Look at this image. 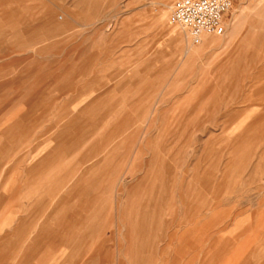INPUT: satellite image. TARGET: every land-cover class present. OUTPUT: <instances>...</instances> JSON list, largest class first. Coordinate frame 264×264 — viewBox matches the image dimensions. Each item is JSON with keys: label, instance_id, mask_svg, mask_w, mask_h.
Returning <instances> with one entry per match:
<instances>
[{"label": "rangeland", "instance_id": "374dc122", "mask_svg": "<svg viewBox=\"0 0 264 264\" xmlns=\"http://www.w3.org/2000/svg\"><path fill=\"white\" fill-rule=\"evenodd\" d=\"M173 3L0 0V264H264V0Z\"/></svg>", "mask_w": 264, "mask_h": 264}, {"label": "built area", "instance_id": "2783aa9c", "mask_svg": "<svg viewBox=\"0 0 264 264\" xmlns=\"http://www.w3.org/2000/svg\"><path fill=\"white\" fill-rule=\"evenodd\" d=\"M238 0H174L170 22L189 31L199 43L203 33L222 35L225 17Z\"/></svg>", "mask_w": 264, "mask_h": 264}, {"label": "crops", "instance_id": "0c3cea01", "mask_svg": "<svg viewBox=\"0 0 264 264\" xmlns=\"http://www.w3.org/2000/svg\"><path fill=\"white\" fill-rule=\"evenodd\" d=\"M33 245H32V248H31V251H35L36 247H37V242H36V236L33 238ZM18 264H24V262H19Z\"/></svg>", "mask_w": 264, "mask_h": 264}, {"label": "bare ground", "instance_id": "6f19581e", "mask_svg": "<svg viewBox=\"0 0 264 264\" xmlns=\"http://www.w3.org/2000/svg\"><path fill=\"white\" fill-rule=\"evenodd\" d=\"M163 6H167L166 4H164ZM168 7V6H167ZM163 13L165 14L166 13V9H163ZM225 31H226V27H225ZM206 34H212V33H203L202 35H201V39H200V42L202 43L203 42V37H204V35H206ZM223 34H225V32L223 33ZM222 34V35H223ZM218 35V34H217ZM199 42V43H200Z\"/></svg>", "mask_w": 264, "mask_h": 264}]
</instances>
